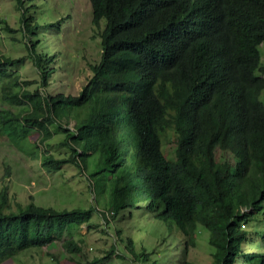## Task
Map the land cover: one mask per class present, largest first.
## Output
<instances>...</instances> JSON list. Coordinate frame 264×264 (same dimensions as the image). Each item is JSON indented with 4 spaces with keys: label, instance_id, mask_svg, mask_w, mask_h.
Instances as JSON below:
<instances>
[{
    "label": "trees",
    "instance_id": "obj_1",
    "mask_svg": "<svg viewBox=\"0 0 264 264\" xmlns=\"http://www.w3.org/2000/svg\"><path fill=\"white\" fill-rule=\"evenodd\" d=\"M13 1L18 26L1 17L0 29L20 32L9 39L26 52L0 53V133L18 143L36 131L43 143L60 130L69 152L43 147L40 164L77 167L93 200L23 205L0 186V264L54 242L82 251L85 236L66 235L94 211L101 222L88 228L109 246L73 264H195L187 255L201 228L209 264H264V0H88L99 56L76 93L53 87L62 36H41L71 11L61 0ZM27 58L36 77L20 72ZM168 130L174 158L163 150Z\"/></svg>",
    "mask_w": 264,
    "mask_h": 264
},
{
    "label": "rangeland",
    "instance_id": "obj_2",
    "mask_svg": "<svg viewBox=\"0 0 264 264\" xmlns=\"http://www.w3.org/2000/svg\"><path fill=\"white\" fill-rule=\"evenodd\" d=\"M60 3L66 11H71L72 17L65 18L66 26L62 25L61 29L48 27L42 30L44 35H41L42 32L40 35L62 36L60 42L52 45L55 52L61 53L56 57V61L63 65V69H59L55 75L53 87L60 88L66 93H76L90 75L89 62L98 59L99 46L96 38L91 36L94 32L93 29L92 31L90 29L91 15L88 0H61ZM17 16L18 9L13 0H0V18L5 17L11 26L17 27ZM12 35L21 38L18 31L6 35L0 29V53L13 56L25 53L26 50L19 41L9 39V36ZM257 48L260 55L259 65L264 64V39ZM31 65L30 59L27 58L24 66L20 69L21 74L30 78L36 77ZM255 74L264 77L258 68L255 70ZM259 99L264 104V90L260 91ZM4 106L7 104L4 103ZM12 109L17 111L20 107L12 106ZM52 130H54L53 136L43 143L40 142V134L36 131L28 139L18 143L11 141L6 134L0 133V186H6L11 199L23 205L34 203L59 208L87 207L92 204L93 194L77 167L66 164L60 170L49 171L40 164L43 156L41 148L43 147L58 156L66 155L69 152L66 147L58 144L63 133L55 128ZM175 138L174 132L168 130L163 139V150L170 158H174ZM101 204L99 205L102 206ZM150 217V214L145 215L148 220ZM145 218H140L138 221L143 223ZM100 222V216L95 211L91 212L88 216L81 218L79 224L71 229V234L66 235L67 237L71 235L75 239L85 236L86 242L82 251L69 252L61 242H54L39 248H28L4 260L1 264H73L76 260H91L93 256L103 254L110 243L109 238L102 234L98 227L88 228V224H99ZM147 225L150 224L147 223ZM128 231L136 237H143L145 243L156 239L151 233L142 229L133 231L128 229ZM210 254L207 231L201 228L196 245L189 250L187 259L195 264H209ZM99 264L135 263L112 256L109 260Z\"/></svg>",
    "mask_w": 264,
    "mask_h": 264
}]
</instances>
